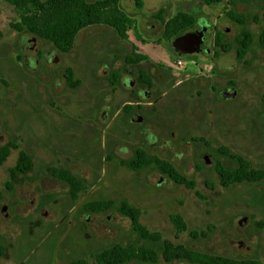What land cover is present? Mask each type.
<instances>
[{
	"label": "rangeland",
	"instance_id": "374dc122",
	"mask_svg": "<svg viewBox=\"0 0 264 264\" xmlns=\"http://www.w3.org/2000/svg\"><path fill=\"white\" fill-rule=\"evenodd\" d=\"M138 1L118 4L139 36L129 28L120 39L110 27L89 26L63 53L16 31L17 12L0 0V145H17L0 164V264H97L102 247L136 243L125 216L82 210L95 199L137 206L140 222L175 244L264 264V178L223 187L214 169L216 160H226L220 146L264 168V47L258 43L264 0ZM228 9L243 14V24L229 19ZM160 11L165 19L177 11L194 16L185 32L201 34L198 51L178 52L175 39L162 38ZM244 29L254 38L237 59L234 37ZM215 31L231 46L217 57ZM132 45L147 55L136 65L124 63ZM67 66L74 87L63 76ZM138 69L151 76L150 87L136 81ZM136 147L168 159L195 186L173 182L154 165H121ZM18 150L32 167L12 179ZM50 168L71 173L83 187L71 196ZM175 213L186 223L181 232L170 220Z\"/></svg>",
	"mask_w": 264,
	"mask_h": 264
},
{
	"label": "trees",
	"instance_id": "16d2710c",
	"mask_svg": "<svg viewBox=\"0 0 264 264\" xmlns=\"http://www.w3.org/2000/svg\"><path fill=\"white\" fill-rule=\"evenodd\" d=\"M18 14V21L11 23V26L18 32H26L32 36L49 41L57 51L69 52L74 45L78 33L94 25H103L110 27L113 33L120 39L127 38L129 28L135 30V21L120 9L118 0H95L87 2L86 0H7ZM206 3L218 2L220 0H204ZM136 4L140 2L136 0ZM225 15L238 24H243V14L233 12L232 9L225 11ZM264 17V10L262 13ZM156 17L162 23V38L166 40L176 39L188 32H185L195 21L194 16L186 11H177L169 18H164L161 11ZM256 19V16H254ZM253 33L244 29L234 37L237 44L235 54L237 59H242L249 50L253 41ZM258 43L264 47V28L258 35ZM213 54L218 56L219 52L228 51L231 46L223 39L221 31L214 32ZM218 48V49H217ZM176 49V48H175ZM177 50V49H176ZM178 51V50H177ZM179 52V51H178ZM147 55L137 51V47L132 45L130 54L124 57V63L136 65L145 60ZM66 83L70 87L76 86L72 80V68L67 66L63 74ZM111 82V78L109 79ZM136 81L152 85L150 75L137 70ZM131 108L130 104L123 106L124 111ZM195 140L204 141L203 137ZM10 146L16 147L15 143H6L0 145V164L5 160L9 153ZM218 151L226 159L225 161L216 160L214 169L218 176L219 183L223 187L241 182H258L264 178V168H255L249 160L238 153L230 152L227 147L220 146ZM120 164L132 169L138 170L147 165H154L161 173L177 184H182L187 188H193L195 181L182 174L175 165L166 158L156 154L149 153L143 147H136L131 156L121 159ZM32 160L23 150H18L17 157L13 167L9 169V177L15 179L18 173L30 170ZM51 171H57L58 178L68 187L71 196H75L83 184L71 173L64 170L50 168ZM11 188V184L7 185ZM82 210L87 213H99L109 210L115 211L128 219L131 231L136 236V243L123 245L114 243L107 247H102L94 254V260L97 264H126L131 261L137 263L156 264L159 261L173 262L185 261L192 264H263L258 259H233L230 257L213 254L205 251L190 249L182 244H175L172 241L162 238L156 231H150L139 220L140 209L122 199L118 202L112 199H95L82 204ZM170 220L175 226L177 232L186 229V223L182 217L175 213L170 215ZM259 227L262 222H258ZM190 236L196 237L197 233L192 231ZM202 235L206 233L201 232ZM67 264H80L78 261L71 260Z\"/></svg>",
	"mask_w": 264,
	"mask_h": 264
},
{
	"label": "water",
	"instance_id": "95a60500",
	"mask_svg": "<svg viewBox=\"0 0 264 264\" xmlns=\"http://www.w3.org/2000/svg\"><path fill=\"white\" fill-rule=\"evenodd\" d=\"M200 35H201L200 33H186L176 38L174 41L175 48L179 52L198 51L200 42H201ZM129 81H130V84H132V80L130 79ZM224 95L226 97H231L233 94H232V91H230L229 89H226L224 91ZM139 119L140 117H137V120Z\"/></svg>",
	"mask_w": 264,
	"mask_h": 264
},
{
	"label": "built area",
	"instance_id": "2783aa9c",
	"mask_svg": "<svg viewBox=\"0 0 264 264\" xmlns=\"http://www.w3.org/2000/svg\"><path fill=\"white\" fill-rule=\"evenodd\" d=\"M175 64L177 65V66H183L184 65V61L182 60V59H176L175 60Z\"/></svg>",
	"mask_w": 264,
	"mask_h": 264
},
{
	"label": "flooded vegetation",
	"instance_id": "af4514ba",
	"mask_svg": "<svg viewBox=\"0 0 264 264\" xmlns=\"http://www.w3.org/2000/svg\"><path fill=\"white\" fill-rule=\"evenodd\" d=\"M189 33H193V32H189ZM169 263V262H168Z\"/></svg>",
	"mask_w": 264,
	"mask_h": 264
},
{
	"label": "crops",
	"instance_id": "0c3cea01",
	"mask_svg": "<svg viewBox=\"0 0 264 264\" xmlns=\"http://www.w3.org/2000/svg\"><path fill=\"white\" fill-rule=\"evenodd\" d=\"M146 72V71H145ZM151 77V76H150Z\"/></svg>",
	"mask_w": 264,
	"mask_h": 264
}]
</instances>
